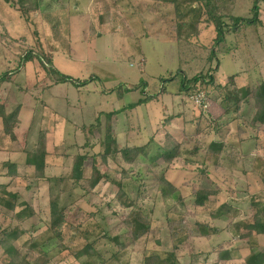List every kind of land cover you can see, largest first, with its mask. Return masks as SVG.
I'll use <instances>...</instances> for the list:
<instances>
[{
    "label": "rangeland",
    "instance_id": "rangeland-1",
    "mask_svg": "<svg viewBox=\"0 0 264 264\" xmlns=\"http://www.w3.org/2000/svg\"><path fill=\"white\" fill-rule=\"evenodd\" d=\"M179 1L203 10V4L193 3V0ZM39 3L38 10L24 13L19 11L14 0H0V76L6 73L10 80L0 84V100L5 101L8 112L22 105L17 132L21 136L32 122L30 145L36 143L40 130H48L50 154L45 171L48 178H69L75 155L93 157L105 148L109 153L114 147L140 146L158 130L162 132L148 148L150 155L160 148L173 149L184 144L186 136L183 134L194 135L196 130V136L182 147L197 148L198 154L188 157L197 162L194 165L179 158L171 167L166 164L151 167L147 162H140L128 168L134 176L140 172L142 177L138 181H124L125 192L131 200L139 193L145 196L141 206L153 223L150 233L136 242L122 223L128 211L115 199L120 181L118 174L125 164L120 154H109L105 166L99 157L100 171L110 172L114 180L101 183L88 195L80 188L72 192L71 206L75 211L67 216L62 238L56 239L48 227L49 184L33 178L27 155L21 151V137L20 142L10 141L0 125V150L6 152L0 154V164L14 162L20 175H24V179L13 183L16 185L11 188L18 193L15 205L24 203L35 212L33 218L19 223L13 219V213L0 206V230L19 228L26 232L12 246L22 254L30 253L29 264H41L44 255L49 260L46 264H81L73 253L86 244L84 234L87 233L95 241L94 247L102 258L107 260L106 264H144L148 252L161 254L172 263L164 253L174 251L175 246L180 264H191L192 249L207 253L230 237L224 231L212 238L191 240L189 228L195 221L209 222L212 227L225 230L230 221L228 217L218 221L209 217L211 211L224 203L239 207L242 218L261 212V207H252L251 201L264 204L261 182L264 177V127L258 130L248 126L254 111L251 103L245 104L240 111L245 120L226 117L227 125L219 129L217 117L224 110L222 106H230L223 99L215 98L219 94L223 98L227 96L234 81L237 87L247 89L264 81V2L259 3L261 24L235 32L230 17L251 18L254 0H212L218 8L217 14L225 17L224 35H220L205 16L199 24L198 36L186 42L175 39L174 7L165 1L39 0ZM27 52L47 57L63 75L80 81L96 76L98 80L80 87L52 84L38 60L16 71L20 54ZM199 73L214 76L213 85L223 88L219 94L216 91L217 95L207 99L205 91L214 90V86L204 82L197 88L196 96L181 89L183 81ZM123 86L128 91L123 90ZM149 96L157 99L112 117L113 137L105 135L106 114ZM196 97L202 100L201 104L196 102ZM174 117L170 126H164L168 118ZM98 121L99 127H94L90 134L82 131L83 126H95ZM166 130L172 136L166 137ZM217 138L226 145L221 167L215 169L206 163L204 168L200 162L207 161L206 149ZM104 141L105 147H101ZM242 154H246L245 157ZM162 173L180 188L187 202L192 184L196 188L220 189L218 199L207 202L204 208L194 210L190 206L189 211L180 207L178 200L165 202L158 191V178ZM90 174L91 167H88L86 176ZM0 184H9V181ZM8 194L1 191L0 197L9 200ZM169 219L171 224L166 225ZM115 238L125 245L123 250ZM32 239L37 246L31 251L28 243ZM235 241L241 240L234 239L233 246ZM260 244L264 245V240ZM4 252L0 248V264L7 260ZM248 254V249L242 248L228 264H244ZM203 258L199 257L195 264H201ZM208 258L213 262L215 253Z\"/></svg>",
    "mask_w": 264,
    "mask_h": 264
},
{
    "label": "trees",
    "instance_id": "trees-1",
    "mask_svg": "<svg viewBox=\"0 0 264 264\" xmlns=\"http://www.w3.org/2000/svg\"><path fill=\"white\" fill-rule=\"evenodd\" d=\"M152 1H165L167 3H170L174 7V16L176 23L175 39L178 41L186 42L189 41L193 36L197 37L199 34V24L205 16L207 17L205 20L209 23H213L216 27V30L219 31L220 35H224L222 27L226 26L223 21L225 17L221 14H217L218 8L212 4V0H193V3L203 4V6H201L203 10H201V8H193L192 3L185 4L180 2L179 0ZM260 2H264V0H254V4L251 10L253 16L251 18L230 17L233 25V30L235 32H239L247 26H256L258 24H261L259 18ZM14 4L18 6L19 11H22L24 13L36 11L40 7L39 0H14ZM34 60H38L40 66L45 72L46 79H48L52 84H71L73 86L80 87L88 85V83L93 80H98L96 76H91L88 80L80 81L79 79L63 75L53 67L51 60H49L47 57L33 55L31 54V52L20 54L16 71H20L26 66V64ZM213 79L214 76L212 75H203L202 73H199L195 75L191 80L183 81L181 83V89L185 92H189L190 95L196 96L198 94L197 88H199L201 82H204L208 86L213 87ZM9 81L10 80L8 74L5 73L4 75L0 76V84ZM234 83H236V81H234ZM234 83L229 86L228 92L226 91L228 95L224 98L218 92L219 90L223 89L221 86H214V90H207V92L205 91V95L208 94V97H206L207 99H209L210 95V98H213L214 94L217 95V91L219 97L217 95L215 99L219 101L223 99L222 101L228 103L230 106L229 108L226 106H222L224 110L222 114L217 117L219 129L227 125V122H224V119L226 117L232 116L233 118H230L231 120H245L243 116L240 115V111L245 104L249 105L251 103L253 105L252 109L254 111L251 120L248 123V126H250L252 129L258 128V130L260 127H264V81L257 87L252 89L237 87ZM123 90L128 91V88L123 86ZM156 99V96H149L143 100H139L133 105L123 106L120 109L113 110L112 112L106 114L107 127L105 135H107L109 138H111V136L113 137V127L111 123L112 117L123 111L132 110L140 105L148 104ZM6 105L7 104L5 103V101L0 100V124L4 133L14 142H20V140L22 141L23 145L21 147V151L27 155V165L33 169V178L39 182L45 180L49 184V196L51 197V202L48 227L50 232L56 239L62 238L64 227L66 226L68 221L67 216H69V213L72 214L75 211L73 206H71L73 198L72 192L80 188L84 191L85 195H88L94 192L101 183L105 181L112 182L114 180L110 172L107 173L100 171L97 160L99 157L101 158L105 166L109 161V154L113 156L120 154L121 159L125 164L124 168L121 169L118 174L120 181L118 182L119 189L115 199L122 208L128 211L127 214L122 218V223L129 230V235L132 236L133 242H136L148 235L152 229L153 223L151 222L148 213L143 208L144 206H141V203H144L145 196H140L141 193H139L138 197L135 200H131L129 194L125 192L124 181H138L141 180L140 178L142 177L140 172L136 174V176H134V173H132L133 171L128 170V168H132L135 165H138L140 162H147V164L151 165V167L154 166V164H166L167 166L171 167L172 164L179 158H183L184 162L187 164L194 165L197 163L195 160H191L188 157H195V155L198 154V149L193 148L192 150H188L183 149V147L187 144L186 142H190V140H192L193 136H196L198 130H196V133L194 135H188L184 133L183 135L186 136L184 144H179L173 149L160 148L159 152L157 150L156 154L150 155V153L148 152V148L152 143L155 142L156 136L162 132V130H158V133L155 132L148 142L140 146L125 145V147L122 149L114 147L109 151V153H107L105 148V150L100 151L98 154H94L93 157L81 154L75 155L72 158L71 176L69 178L58 177L51 179L45 175V171L48 167L47 157L50 154L47 146L48 130H40L37 135L36 143L30 145L31 142L28 141V138L33 135L30 133L33 125L32 122L30 123V126L27 128L26 132H22L24 134L19 136L20 134H18L17 132L18 128H20L21 120L18 116L22 110V105L20 104L12 112H8ZM174 119L175 117L168 118L165 121L164 126H170ZM94 127H99V121L95 126H83L82 131L85 134L86 131H89L90 134ZM165 133L166 137L167 135L172 136V134L167 130ZM19 137H21L20 140ZM101 147H105V141L102 142ZM225 147L226 145L224 141L219 138L215 139L206 149V160L208 162L202 161L200 162V165L206 168V163H209L212 164L215 169H219L221 167L220 160H222V155ZM180 150L182 151L181 154ZM180 155H182L183 157H181ZM244 155L246 154H242L243 157H245ZM88 167H91V174L89 177L86 176V168ZM152 172L155 173L157 171ZM200 174L204 175L203 172H201ZM3 175L8 177L10 179V182L9 184H0V192L3 191L4 194L9 193L8 195L11 198L9 200H6V198L0 197V206L3 209H7L11 213H13V219L17 220L19 223H24L25 220L33 218L35 216L33 208H30L24 203L20 206L15 205L18 199V193L15 192V194L14 192H12L11 188L16 185L13 183L17 182L20 179H24V175H20L18 166L11 161L3 162L2 164H0V177ZM261 182L264 188V177L261 179ZM158 191L160 192L161 197L165 202L178 200L180 202V207L184 208L185 210L188 209L189 211L190 206H192L195 210L196 208H204L207 202H215L218 199L220 189L196 188L195 185L192 184V191L189 198L190 200L189 202H187L185 201L186 199L183 198L180 188L166 178V173H162L159 174L158 178ZM11 192L13 194H10ZM65 194L67 195L65 196V199L62 200V196ZM251 205L252 207L260 206L261 212L258 214H251L250 216H248V218H242V213L239 207L237 208V206H231L228 203H224L220 205L216 210L211 211V213H209L210 220H220L224 217L229 218L230 221L228 222L225 230H219L215 227H212L209 222H201L198 220L195 221L192 225L191 222H189V224L191 225L189 228V238H191V240L195 238H212L217 235V233H221L224 231L230 234V238L218 243L217 247L214 248L213 251H209L207 253L204 251L194 252L192 249L190 252V255L192 256L191 264H195L197 259L201 256L204 257L201 261V264H228L233 258L232 251L234 250V239H238L244 242L245 245L241 247V249L246 248L249 251V254L244 259V264H264V245L260 244L261 240H264V204L262 202L251 201ZM170 222V219L167 220L166 225L171 224ZM25 234L26 232L21 229L19 230V228H16L13 231H10V229L8 228L0 230V248L4 249V256L7 257V260L4 262V264H29L28 256L30 253L26 252L22 254L12 246L15 241H17L22 235ZM84 235L86 244L83 246V248L78 249L73 253L74 258L78 262H81V264H106L107 260L103 259L102 255L94 247L95 241L91 240L88 233ZM115 241L118 243L120 250H123L125 248V245L119 242V238H115ZM28 244L31 251L37 246V242L35 239H32ZM173 249L174 251L164 253L168 255L167 257L173 260L172 263H169V261L161 254L148 252L144 256V264H180V260L178 256H176L178 247L175 246ZM212 253L216 254V259L213 262H209L208 257ZM44 257V262H42L41 264H46L49 261L48 259H46V255H44Z\"/></svg>",
    "mask_w": 264,
    "mask_h": 264
},
{
    "label": "crops",
    "instance_id": "crops-1",
    "mask_svg": "<svg viewBox=\"0 0 264 264\" xmlns=\"http://www.w3.org/2000/svg\"><path fill=\"white\" fill-rule=\"evenodd\" d=\"M44 104V103H43ZM42 120V122H43V119H41ZM1 125V124H0ZM10 139V138H9ZM10 141H12V142H14L13 140H11L10 139ZM1 153H6V152H3L2 151V149L0 150V154ZM11 155H12V153H11ZM16 156H17V154H16ZM7 157H8V154H7ZM18 166V165H17ZM1 179L3 180V182L1 181ZM1 179H0V183H7L8 181L10 182V179L8 178V177H6V176H1ZM216 221H218V220H216ZM228 238H230V237H228ZM227 238V239H228ZM245 244H244V242H242V241H235L234 242V246H233V248H234V250L232 251V256H233V259L232 260H234L236 257H235V252H237V251H239L240 249H241V247L242 246H244ZM216 255V254H215Z\"/></svg>",
    "mask_w": 264,
    "mask_h": 264
},
{
    "label": "built area",
    "instance_id": "built-area-1",
    "mask_svg": "<svg viewBox=\"0 0 264 264\" xmlns=\"http://www.w3.org/2000/svg\"><path fill=\"white\" fill-rule=\"evenodd\" d=\"M195 98V97H194ZM197 99H196V102L198 103V104H201V102H202V100L199 98V97H196ZM201 106V105H200Z\"/></svg>",
    "mask_w": 264,
    "mask_h": 264
}]
</instances>
